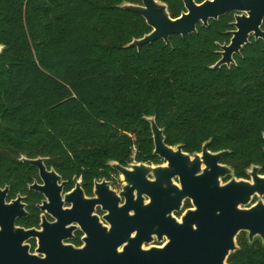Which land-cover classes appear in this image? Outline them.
<instances>
[{"label": "trees", "instance_id": "obj_1", "mask_svg": "<svg viewBox=\"0 0 264 264\" xmlns=\"http://www.w3.org/2000/svg\"><path fill=\"white\" fill-rule=\"evenodd\" d=\"M161 1L172 18L185 10ZM126 2L141 0H0V186L23 190L37 177L22 157L81 176L87 194L94 178L111 179V161L159 163L148 116L168 145L194 153L209 140L236 176L252 164L264 173V40L212 67L234 29L229 12L138 50L127 44L151 28ZM236 242L228 264H264L260 238Z\"/></svg>", "mask_w": 264, "mask_h": 264}, {"label": "water", "instance_id": "obj_2", "mask_svg": "<svg viewBox=\"0 0 264 264\" xmlns=\"http://www.w3.org/2000/svg\"><path fill=\"white\" fill-rule=\"evenodd\" d=\"M182 2L185 10L176 18L161 0L121 4L151 28L127 46L139 50L156 40L170 45L171 35L194 33L198 23L207 26L228 12L237 13L235 29L229 43L220 45V58L212 67L235 63L234 56L251 36L264 40V0ZM147 120L153 154L164 164L109 162L121 175L119 191L102 180L94 184V197L87 198L74 177V189L62 195L66 181L46 167L43 157H22L38 169L42 184L35 181L30 189L47 198L39 207L54 221L43 216L41 230L16 226V219L27 214L23 197L6 203L8 188L0 189V264H228V256L239 248L236 236L241 231L249 242L258 237L264 244V176L258 174L259 167L249 170L250 180L237 179L231 167L220 163L228 150L212 152L208 140L201 152H184L181 144L165 143L154 116ZM228 175L231 178L223 183ZM255 195L259 199L251 204ZM185 199L193 208L177 219L174 212L181 211ZM65 203L71 206L64 207ZM96 206L104 211L102 218L95 213ZM77 228L84 233L81 246L65 242ZM30 238L37 240L34 253L25 243ZM154 240L163 245L146 246Z\"/></svg>", "mask_w": 264, "mask_h": 264}, {"label": "flooded vegetation", "instance_id": "obj_3", "mask_svg": "<svg viewBox=\"0 0 264 264\" xmlns=\"http://www.w3.org/2000/svg\"><path fill=\"white\" fill-rule=\"evenodd\" d=\"M229 13V12H228ZM233 14V17H234V21H235V15L237 14L236 12H231ZM227 14V13H226ZM233 21V22H234ZM235 29V27H234ZM233 29V30H234ZM262 29L264 30V20H263V23H262ZM231 38V37H230ZM251 39H254L256 40L253 36H251L249 38V42ZM261 39V38H259ZM230 41V40H229ZM229 43V42H228ZM236 56V55H235ZM234 56V57H235ZM183 148V147H182ZM202 148V147H201ZM184 151V150H183ZM211 151V150H210ZM220 151V150H219ZM186 152V151H184ZM198 152H201V149L200 151ZM212 152H217V151H212ZM188 153V152H187ZM190 154H193V153H190ZM224 156V155H223ZM159 157V156H158ZM44 158V157H43ZM160 158V157H159ZM161 159V158H160ZM222 159L223 157L221 158L220 160V163L224 164V165H227L229 167H231L230 165L228 164H225L222 162ZM140 161H136V160H131L130 162H128L127 164H125L124 166H128L130 163H138ZM44 163H45V158H44ZM143 163H147V164H152V165H159V164H164V161L161 159V162L159 163H148V162H143ZM28 165V164H27ZM46 165V163H45ZM258 166L259 169H258V174L261 175V176H264V173H261V167L259 165H256V164H252L250 165L246 170H245V176L243 177H238L235 175L234 173V170L232 168V174L234 177H236L237 179H246V180H250L251 177L249 175V170H251L252 166ZM31 166V165H29ZM34 167V166H32ZM46 167L48 169H50L51 167H48L46 165ZM36 168V167H34ZM116 170V169H115ZM36 171H37V177L34 178L32 181H29L25 188L23 190H18V191H13V188L11 187L10 184L8 183H5L4 185L0 186V189H4L5 187L8 188V191H7V195H6V199H5V202L6 203H9L11 200H14L16 199L17 195H20L21 197H23V200L22 202L25 204V211H26V215L22 216V217H19L16 219V222H15V225L18 226V227H22V228H25V229H30V228H36V229H39L41 230V227H40V224L42 222V218L43 216H45L46 220L49 221V222H52L54 221V218H52L49 214L45 213L44 211H42L40 209V205L43 204V201L44 200H47V198L40 192L38 191H35L33 189H30V186L36 181L40 184H42V181L40 180L39 178V172H38V169L36 168ZM55 172L57 174H59L56 170ZM60 175V174H59ZM61 176V175H60ZM232 175H228L226 177H224L222 179V182H226L228 181L230 178H231ZM76 177L79 181H80V185H81V188L85 194V196L87 198H92L94 197V184L95 182H101L102 180H106V181H109L110 182V187L116 191H119L122 187V179H121V175L120 173L116 170L111 179H107L105 176L104 177H100V178H94L93 179V183H92V189H91V193L90 194H87L85 193L84 191V188H83V181H82V177L81 176H77V175H73L70 179H66V178H63V176H61V179L62 181L65 180L66 181V184L64 185L63 187V190H62V195L66 192H71L74 187H75V182L73 181V178ZM60 184V182H59ZM35 193L37 194L38 197H32L31 195ZM259 199L258 196H254L252 198V201H251V204H254L257 200ZM34 200V201H33ZM250 204V205H251ZM71 205L70 204H67L65 203L64 204V207H70ZM188 208H193L192 206V203H191V200L190 199H185L184 202H183V205H182V208H181V211L180 212H174V215L177 219H180L181 215L185 212V210H187ZM34 211V213H33ZM95 213L100 217L102 218L103 214H104V211L101 210V207L100 206H96L95 208ZM36 216L37 217V221L35 223H26L24 221V219L26 218H29V217H32V216ZM105 223V222H104ZM241 232H244V231H241ZM246 233V232H245ZM73 237L66 240L65 242H68V243H71L75 246H81L83 244L82 242V237L84 236V233L80 230V228H77L76 230L73 231ZM25 243L29 244L30 246V252L31 253H34L35 252V248L37 247V240L36 238H30L29 240H27ZM150 245H155V246H162L163 245V242H157L156 240H154L151 244L149 245H146V246H150Z\"/></svg>", "mask_w": 264, "mask_h": 264}, {"label": "rangeland", "instance_id": "obj_4", "mask_svg": "<svg viewBox=\"0 0 264 264\" xmlns=\"http://www.w3.org/2000/svg\"><path fill=\"white\" fill-rule=\"evenodd\" d=\"M132 138H133V134H131V133H128ZM34 201V200H33Z\"/></svg>", "mask_w": 264, "mask_h": 264}, {"label": "snow or ice", "instance_id": "obj_5", "mask_svg": "<svg viewBox=\"0 0 264 264\" xmlns=\"http://www.w3.org/2000/svg\"><path fill=\"white\" fill-rule=\"evenodd\" d=\"M121 251H124V249H121Z\"/></svg>", "mask_w": 264, "mask_h": 264}]
</instances>
